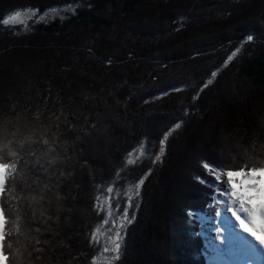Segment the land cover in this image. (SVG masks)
Returning <instances> with one entry per match:
<instances>
[{
    "label": "trees",
    "instance_id": "trees-1",
    "mask_svg": "<svg viewBox=\"0 0 264 264\" xmlns=\"http://www.w3.org/2000/svg\"><path fill=\"white\" fill-rule=\"evenodd\" d=\"M68 2L0 0V18L14 9L44 12ZM81 2L75 15L33 22L20 35L0 25V122L7 115L18 116L21 124L54 125L60 117L59 162L29 178L37 192L43 183L52 189L41 209L51 219L41 224L37 211L32 225L40 228L41 242L49 241L38 263L90 264L77 252L92 251L87 231L102 219L92 209L96 195H107L117 165L139 140L147 138L149 151L158 149L163 132L180 119L182 127L143 184L116 264H207L204 237L195 235L202 224L186 216L189 209H211L193 177L203 175L201 158L229 164L254 139L264 144L257 135L264 128V0ZM249 32L254 42L221 67ZM214 68L219 70L213 83L193 100ZM185 108L191 109L188 115ZM85 117L96 123L91 132ZM219 144L222 149L211 147ZM149 166L146 160L121 175L131 182ZM126 181L118 183L123 187ZM56 191L64 197L59 204Z\"/></svg>",
    "mask_w": 264,
    "mask_h": 264
},
{
    "label": "snow or ice",
    "instance_id": "snow-or-ice-1",
    "mask_svg": "<svg viewBox=\"0 0 264 264\" xmlns=\"http://www.w3.org/2000/svg\"><path fill=\"white\" fill-rule=\"evenodd\" d=\"M80 6L79 0H69L63 6L50 10L56 12L62 7L71 10L70 14L75 15ZM25 11H31L33 19L39 17L35 8L14 9L0 18V25L12 28ZM260 20L264 22V15ZM254 38V32L244 35L238 41V46L223 58L221 67L227 66L246 44L254 42ZM111 62L110 59L107 61L109 64ZM218 70L214 68L209 78L198 85L193 100L198 99L203 89L213 83ZM182 90V87L171 89ZM167 94L162 92L160 95ZM184 111L188 115L191 109L185 108ZM34 119L39 121V115ZM56 120L54 125L28 122L21 124L18 116L13 118L6 115L0 122V264H34L41 260V254L49 244L47 240L41 242L38 238L40 228H33L32 225L38 219L37 211L41 224L51 219L45 215L47 210L41 209L45 194L52 189L49 184L43 183L37 192L34 187L36 181H30L29 178L37 172L47 173L60 160L57 151L61 127L59 115ZM183 123V120L178 119L163 132L158 140V149L153 145L149 151L147 138H143L125 153L111 182L104 189L107 195L97 194L92 204L96 215H102V219L87 231V246L92 251H78L77 257L84 255L90 264H116L121 259L127 247V225L136 216L130 209L139 207L138 198L142 185L155 166L161 163L170 136ZM84 125L88 132L96 128V123L89 124L87 117L84 118ZM65 127L71 129L73 125L66 124ZM53 128L56 131L49 135ZM257 135L264 136V128ZM146 160L151 166L139 178L127 182L126 177L121 175L125 171L143 166ZM198 166L203 170V175H196L193 179L205 188L209 200L206 207L214 212V216L200 218L202 225H208L207 231L215 233L212 239L205 237V252L211 250L212 253L209 256L210 264H264V144L257 145L254 139L251 148L245 149L242 155L233 157L229 164L201 158ZM120 180L126 181L123 187L118 183ZM96 187L100 188V184ZM54 196L58 204L64 199L59 191ZM33 205H39L40 208ZM226 213H230V216ZM186 216L189 223H193L197 213L189 209ZM213 220L216 221L214 224ZM195 235H204L203 227ZM20 237L24 239L21 240Z\"/></svg>",
    "mask_w": 264,
    "mask_h": 264
},
{
    "label": "rangeland",
    "instance_id": "rangeland-1",
    "mask_svg": "<svg viewBox=\"0 0 264 264\" xmlns=\"http://www.w3.org/2000/svg\"><path fill=\"white\" fill-rule=\"evenodd\" d=\"M91 0H82L81 4L83 3H86V2H90ZM64 5V4H63ZM61 5V6H63ZM53 8V7H52ZM21 9V8H19ZM51 8L45 10L44 12H38L39 13V17L33 19V13L31 11H25V12H22L20 17L17 18V20L15 21L14 25L12 28H10L12 30V32L14 33H17V35H20L21 32L23 31L22 29H25L26 26H30L33 22H40V21H47V20H50V19H54V18H62V17H65L68 13H70L71 10H66V9H63L62 7L59 9V11H56V12H53L50 10ZM42 18V19H41ZM23 22V23H22ZM213 115V118L214 119H217L216 118V113H212ZM225 131V130H224ZM215 139V138H214ZM222 139H225V138H222L221 137V140ZM216 140V139H215ZM220 140V141H221ZM214 144H216V141L214 142ZM223 143V142H221ZM229 145V143L227 144ZM211 147H218L219 149L221 148L222 149V146L219 144V145H215V146H211ZM212 153H213V150H212ZM223 155L221 156H224L226 154L222 153ZM142 188H143V185L141 187V192H142ZM141 197H142V194L140 195V197L138 198V204L141 200ZM121 200H123V196H121ZM115 203V201H113ZM130 211H137V208H134V209H130ZM200 212L197 213V219L201 220L200 218L201 217H211V216H214V212L212 209L210 210H207L206 211V214L204 216H200ZM226 215H229L230 216V213H226ZM163 222H165L164 220L161 221V226L163 224ZM216 221L213 220L212 223L214 224ZM129 225V224H128ZM127 225V226H128ZM204 229V228H203ZM215 233L214 232H209L207 231V228L204 229V236L207 237V239H212L214 237ZM102 239V237H101ZM156 251V250H154ZM209 252V251H208ZM212 254H209V256H211ZM140 256V255H139ZM209 256H208V263H210L209 261ZM54 258V257H53ZM41 261V260H40ZM36 264H39L38 261L35 262ZM219 264V263H218Z\"/></svg>",
    "mask_w": 264,
    "mask_h": 264
},
{
    "label": "bare ground",
    "instance_id": "bare-ground-1",
    "mask_svg": "<svg viewBox=\"0 0 264 264\" xmlns=\"http://www.w3.org/2000/svg\"><path fill=\"white\" fill-rule=\"evenodd\" d=\"M219 262H217V264H218Z\"/></svg>",
    "mask_w": 264,
    "mask_h": 264
}]
</instances>
